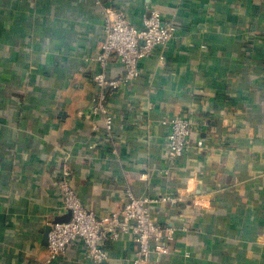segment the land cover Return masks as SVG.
I'll use <instances>...</instances> for the list:
<instances>
[{
	"label": "crops",
	"instance_id": "crops-1",
	"mask_svg": "<svg viewBox=\"0 0 264 264\" xmlns=\"http://www.w3.org/2000/svg\"><path fill=\"white\" fill-rule=\"evenodd\" d=\"M106 4L138 27L152 7L179 26L165 59L141 60L110 98V137L90 114ZM176 114L199 128L166 173L163 120ZM64 162L100 216L128 189L179 196L152 204L178 231L146 264H264V0H0V264H45L46 227L68 214ZM105 248V264H133L138 242L127 232ZM51 264L94 262L75 242Z\"/></svg>",
	"mask_w": 264,
	"mask_h": 264
},
{
	"label": "built area",
	"instance_id": "built-area-1",
	"mask_svg": "<svg viewBox=\"0 0 264 264\" xmlns=\"http://www.w3.org/2000/svg\"><path fill=\"white\" fill-rule=\"evenodd\" d=\"M104 12L105 36L101 51L96 56L98 70L93 75L96 90L90 114L102 115L107 135L110 137L114 131L115 119L109 107L110 98L119 89L130 86L142 75L141 60L157 51L160 53V61L165 59L164 50L177 39L179 26L157 7L150 9L142 27L133 24L120 7L106 4ZM116 61L124 65L123 71L119 74L113 73ZM163 123L168 131L165 146L166 167L163 171L169 173L185 157L193 133L199 127L188 114L173 115L164 119ZM201 144L200 141L199 145ZM72 175L70 166L64 162L58 184L64 206L71 212V217L67 221L51 223L48 238L49 254L45 264H51L75 242L84 245L87 256L94 264H105L109 257L105 248L106 241L116 240L127 232H132L138 242L133 264L149 263L154 252L170 251V241L178 228L158 222L152 204L160 201L176 204L180 201L179 196L174 193L161 197L139 196L128 189L126 202L120 209L100 216L85 206L72 185ZM196 204L201 206L203 202L196 200Z\"/></svg>",
	"mask_w": 264,
	"mask_h": 264
},
{
	"label": "water",
	"instance_id": "water-1",
	"mask_svg": "<svg viewBox=\"0 0 264 264\" xmlns=\"http://www.w3.org/2000/svg\"><path fill=\"white\" fill-rule=\"evenodd\" d=\"M70 217H71V212L69 211L68 214L65 217H63L61 219H58L55 222H57V221H67V220L70 219ZM50 230H51V225H48L46 227L45 234H44L45 243H48V241H49L48 238H49V232H50Z\"/></svg>",
	"mask_w": 264,
	"mask_h": 264
}]
</instances>
